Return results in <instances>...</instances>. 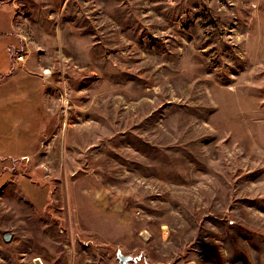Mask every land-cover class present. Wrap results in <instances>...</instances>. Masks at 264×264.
Here are the masks:
<instances>
[{
	"label": "rangeland",
	"instance_id": "1",
	"mask_svg": "<svg viewBox=\"0 0 264 264\" xmlns=\"http://www.w3.org/2000/svg\"><path fill=\"white\" fill-rule=\"evenodd\" d=\"M8 21L0 76L51 118L0 153V264H264V0H0Z\"/></svg>",
	"mask_w": 264,
	"mask_h": 264
},
{
	"label": "crops",
	"instance_id": "2",
	"mask_svg": "<svg viewBox=\"0 0 264 264\" xmlns=\"http://www.w3.org/2000/svg\"><path fill=\"white\" fill-rule=\"evenodd\" d=\"M9 21L7 25L5 23L0 25V40L5 35H9L16 44L9 31L5 32V29L9 27ZM8 47L11 52L16 49L12 44ZM14 76L17 75L12 74V71L0 76V85L6 82L3 90L0 91L2 95L0 98V153L6 155L8 148L15 143L21 150L18 154L27 155L33 152L32 150L44 137L51 113L44 97H41L43 92L35 88V80L29 78V82L9 85V81H12ZM17 97L21 99L18 100Z\"/></svg>",
	"mask_w": 264,
	"mask_h": 264
},
{
	"label": "water",
	"instance_id": "3",
	"mask_svg": "<svg viewBox=\"0 0 264 264\" xmlns=\"http://www.w3.org/2000/svg\"><path fill=\"white\" fill-rule=\"evenodd\" d=\"M12 235L10 233H6L3 235V240L5 242H9L11 240ZM120 264H129V261L131 260V257L123 256L120 252H117L116 254Z\"/></svg>",
	"mask_w": 264,
	"mask_h": 264
},
{
	"label": "flooded vegetation",
	"instance_id": "4",
	"mask_svg": "<svg viewBox=\"0 0 264 264\" xmlns=\"http://www.w3.org/2000/svg\"><path fill=\"white\" fill-rule=\"evenodd\" d=\"M130 262V261H129Z\"/></svg>",
	"mask_w": 264,
	"mask_h": 264
}]
</instances>
